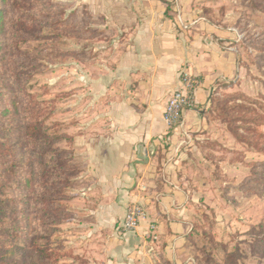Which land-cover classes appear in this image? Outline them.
<instances>
[{"label":"crops","instance_id":"crops-1","mask_svg":"<svg viewBox=\"0 0 264 264\" xmlns=\"http://www.w3.org/2000/svg\"><path fill=\"white\" fill-rule=\"evenodd\" d=\"M113 1L104 14L121 40H113L103 69L83 75L77 218L65 224L81 257L75 264H198L187 245L197 201L181 182V156L210 138L214 122L205 111L215 88L238 77L241 36L228 6L219 16L227 0ZM182 72L199 80L195 105L170 128L164 112ZM134 202L147 216L125 232L121 222Z\"/></svg>","mask_w":264,"mask_h":264},{"label":"trees","instance_id":"trees-1","mask_svg":"<svg viewBox=\"0 0 264 264\" xmlns=\"http://www.w3.org/2000/svg\"><path fill=\"white\" fill-rule=\"evenodd\" d=\"M244 2L262 10L260 0ZM211 11L204 12L215 22ZM76 15L64 0H0V264H65L68 258H78L52 238L62 232V223L76 217L66 202L72 178L83 167L76 161L74 137L52 120L59 98L47 97V88L42 94L32 90L35 77L50 61L76 56L55 45L67 29L83 39L100 34L86 18L74 21ZM30 41L41 43L24 50ZM233 84L215 88L205 114L208 119L216 114L236 142L264 154V94H219ZM248 166L249 175L239 189L264 197V161ZM7 188L15 194L6 195ZM193 232L189 239H194ZM201 235L204 255L198 264H221L214 257L216 249L224 252L223 264H241L246 256L239 246L229 250L206 230ZM248 243L252 255L264 257V218Z\"/></svg>","mask_w":264,"mask_h":264},{"label":"rangeland","instance_id":"rangeland-1","mask_svg":"<svg viewBox=\"0 0 264 264\" xmlns=\"http://www.w3.org/2000/svg\"><path fill=\"white\" fill-rule=\"evenodd\" d=\"M260 1L262 10L254 9L244 0H227L226 5L219 6L222 8L219 16L224 17L225 6H228L232 25L241 36L237 45L240 72L232 81L233 86L221 90L220 95L242 92L256 98L259 94H264V0ZM64 2L69 11L77 10L74 21L86 18L89 27L98 29L100 34L83 39L75 37L73 31L67 29L64 32L65 36L56 41L55 45L75 53L76 56L58 57L50 61L47 69L35 77L32 90L42 94L47 88L49 90L47 97L59 98L58 109L52 120L62 125L63 132L74 137L76 161L83 167L82 158L77 154L76 147L84 103L83 89L86 87L83 75L97 73L103 69L106 60L111 56L108 50L113 46V40H121V38L119 32L108 27V20L104 14L105 8L113 6L115 1L64 0ZM85 12L90 13L91 16H87ZM112 20L110 17L108 22L113 24ZM259 40L260 44H258ZM40 43V41L27 42L23 45V49L31 50ZM257 45L262 50L257 49ZM209 120L214 122L212 134L208 136L210 138L197 143L194 149L193 146H189L181 156V182H188L191 198L197 201L196 204L190 202L193 205V222L190 231H194V239H188L187 245L196 251L197 260H201L204 254L200 248L205 241L201 234L206 230L216 240L227 244L229 250L239 246L246 255L241 260V264H264V257L251 254L248 243L252 231L257 230L264 218V197L248 194L239 189L243 180L249 175L248 163L264 161V154L236 142L226 124L216 114ZM73 178L68 190L70 199L66 203L75 212L71 204ZM5 194L13 196L15 192L7 188ZM75 215L74 218H77L76 212ZM70 221L62 223L59 226L62 232L52 239L57 240L54 241L55 245H65L66 251L73 254V247L69 243L71 238L67 237L65 228V224ZM193 225H196V228ZM77 257L68 258L63 263H81V257ZM214 257L219 263H224L222 249H216Z\"/></svg>","mask_w":264,"mask_h":264},{"label":"built area","instance_id":"built-area-1","mask_svg":"<svg viewBox=\"0 0 264 264\" xmlns=\"http://www.w3.org/2000/svg\"><path fill=\"white\" fill-rule=\"evenodd\" d=\"M180 83V87L170 96L164 112V117L170 128L178 125L185 111L195 105V91L199 85V80L187 72H182ZM146 216L147 208L143 203H132L129 205L127 213L121 222L122 230L125 232L137 230L142 219L146 218ZM150 228L154 232L156 225L152 224Z\"/></svg>","mask_w":264,"mask_h":264}]
</instances>
